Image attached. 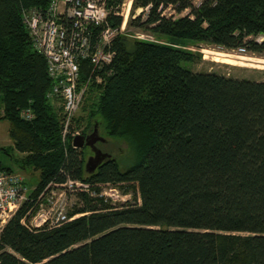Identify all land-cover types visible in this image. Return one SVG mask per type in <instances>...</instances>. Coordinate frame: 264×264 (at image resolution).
<instances>
[{"label": "trees", "instance_id": "obj_1", "mask_svg": "<svg viewBox=\"0 0 264 264\" xmlns=\"http://www.w3.org/2000/svg\"><path fill=\"white\" fill-rule=\"evenodd\" d=\"M49 1L0 0V120L21 167L39 172L35 195L68 178L97 194L79 192L69 214L81 215L51 229L24 226L23 204L0 231V264H264V80L182 64L203 58L200 44L264 55V0H134L133 13L150 9L128 27L153 39L118 35L74 123L124 141L132 159L122 168L112 155L92 174L85 150L62 141V106L23 19ZM80 72L85 80L89 62ZM106 182L134 202L100 196Z\"/></svg>", "mask_w": 264, "mask_h": 264}, {"label": "built area", "instance_id": "obj_2", "mask_svg": "<svg viewBox=\"0 0 264 264\" xmlns=\"http://www.w3.org/2000/svg\"><path fill=\"white\" fill-rule=\"evenodd\" d=\"M200 2L196 0L197 4ZM133 4L134 0H50L46 7H30L23 12L33 45L47 61L48 75L52 80L48 97L56 102L61 101L64 145L71 139L73 147L78 148L73 141L77 135L83 134V127H74L75 119L91 83L102 81L100 73H105L106 66L115 56V39L133 29L128 27L131 18L142 11L147 17L150 6L138 8L133 13ZM173 13L171 6L164 10L167 16ZM115 17L122 19L120 25L111 22ZM130 35L139 39H153L152 35L141 31H134ZM238 51L245 52L246 49L240 47ZM83 61L91 66L85 80L80 75ZM21 115L27 120L34 117L31 108L23 109ZM121 184L99 183V195L110 199L113 204H122L131 196L121 190ZM91 186L85 181L68 178L66 183L57 185L38 198L34 195L36 186H29L23 175L0 169V231L26 202H30L31 206L21 222L28 229H51L60 225L68 220L69 211L77 202L76 199L73 203L72 197L85 191L94 196L97 194L91 190ZM80 215L77 213L71 218Z\"/></svg>", "mask_w": 264, "mask_h": 264}, {"label": "rangeland", "instance_id": "obj_3", "mask_svg": "<svg viewBox=\"0 0 264 264\" xmlns=\"http://www.w3.org/2000/svg\"><path fill=\"white\" fill-rule=\"evenodd\" d=\"M132 32L138 31L136 29H131ZM142 33H145L144 31H141ZM210 49L213 51H224L226 54H231L232 59L238 60L239 57H249L253 58L252 64L250 65H234V64H228L224 62H218L214 60V55L207 54L204 49ZM193 50H198L202 52L203 58L197 59L196 62L190 63V62H183V66H187L188 68H191L192 70L196 71H215L218 73H223L226 75H231L235 77H245L252 80H264V55H259L252 53L248 50L245 52H239L238 49L235 50H225L220 47L207 45V44H200L197 47H193ZM212 56V57H211ZM212 58V59H211ZM261 66V67H260ZM95 94V93H94ZM85 101V100H84ZM84 104V103H83ZM58 106H61V101L57 102ZM81 109L79 110L78 114H81ZM77 114V115H78ZM9 122L7 120H0V167L3 168H9L13 170L14 172H17L24 176L29 186L33 187L36 186L40 180L39 172L35 171L33 168H26L23 169L21 167L22 163V157L24 154H22L20 151L17 150L15 147L13 141L11 140L9 136ZM99 128V127H98ZM104 132V131H103ZM100 135L102 137H105L100 132ZM97 147H99L104 153H111L112 155H115L118 160L121 162V167H126L132 159V154L130 152V149L127 147V144L123 141L119 140H111L106 139L105 142H97ZM85 152L88 155L93 154L92 149L90 147H83ZM122 159V160H121ZM121 190H123V187H121ZM124 193H127L125 190ZM128 194L131 196L128 200L131 202H134V193L128 192ZM76 197V198H75ZM74 198L72 197V202L74 203L77 199V195ZM70 200L68 205H70ZM126 202V201H125ZM69 207V206H68Z\"/></svg>", "mask_w": 264, "mask_h": 264}, {"label": "water", "instance_id": "obj_4", "mask_svg": "<svg viewBox=\"0 0 264 264\" xmlns=\"http://www.w3.org/2000/svg\"><path fill=\"white\" fill-rule=\"evenodd\" d=\"M99 141L105 142L106 138L100 135L97 125L94 127L92 132L88 134H80L74 138L73 142L76 147L83 148L86 146L92 149L93 154L86 157L84 164L86 173H94L103 161L112 156L111 153H104L99 147H97L96 143Z\"/></svg>", "mask_w": 264, "mask_h": 264}, {"label": "bare ground", "instance_id": "obj_5", "mask_svg": "<svg viewBox=\"0 0 264 264\" xmlns=\"http://www.w3.org/2000/svg\"><path fill=\"white\" fill-rule=\"evenodd\" d=\"M24 12V11H23ZM205 51L206 53V57H207V54H212L214 55V60L215 61H218V62H224V63H228V64H234V65H243V66H246V65H251L252 61H253V58H249V57H239L238 60H234L232 59V55L230 54H226V53H223V52H215V51H210V50H203ZM212 57V56H211ZM212 59V58H211ZM261 67V66H260ZM80 75H81V72H80ZM85 100V99H84ZM67 182V181H66ZM65 182V183H66ZM61 184H64V183H56V182H50L43 190H41L40 192H38L37 195H35V193L37 192L38 188H35V191H34V195L38 198L40 197H43L45 196L47 193L50 192L51 189L53 188H56L57 185L60 186ZM72 216L70 215V217L68 218L67 221L61 223L60 225H55L53 228H56V227H59L61 226L62 224L66 223V222H69L75 218H71Z\"/></svg>", "mask_w": 264, "mask_h": 264}]
</instances>
